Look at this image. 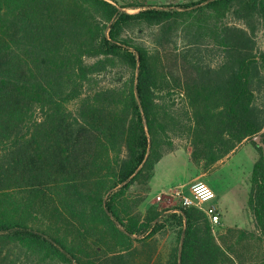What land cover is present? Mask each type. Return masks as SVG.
<instances>
[{"label": "trees", "instance_id": "trees-1", "mask_svg": "<svg viewBox=\"0 0 264 264\" xmlns=\"http://www.w3.org/2000/svg\"><path fill=\"white\" fill-rule=\"evenodd\" d=\"M185 17L192 76L173 79L136 31ZM258 27L264 0H0V264H94L99 243L123 251L161 231L163 211L143 214L130 191L149 188L156 164L181 146L175 139L208 167L244 142L258 158L248 199L256 231L218 237L204 210L179 206L165 220L179 227L172 264H264ZM209 40L223 47L216 63L204 60ZM114 70L123 75L100 86ZM244 241L254 247L246 257L236 253Z\"/></svg>", "mask_w": 264, "mask_h": 264}, {"label": "rangeland", "instance_id": "rangeland-1", "mask_svg": "<svg viewBox=\"0 0 264 264\" xmlns=\"http://www.w3.org/2000/svg\"><path fill=\"white\" fill-rule=\"evenodd\" d=\"M120 4L162 6H178L195 0H117ZM134 12V9H129ZM190 18V17H189ZM231 24L239 26L240 20L235 15L229 18ZM191 21L188 17L171 23L170 26L149 27L139 26L137 33L139 40L150 43L154 52V62L159 74L171 77H190L191 69L187 64L186 46L188 38H193L190 30L185 29ZM254 40L256 46L264 47V33L258 27L255 30ZM220 47L216 42L209 40L204 44V60L216 63L221 57ZM218 57V58H217ZM213 63V64H214ZM120 71V70H119ZM123 75L118 70L99 76L100 86L114 81ZM179 146L174 151L164 155L156 164L154 175L148 184L149 188L135 184L130 193L142 198L140 210L146 214L154 208L163 211L162 222L164 228L155 235L141 241H135L128 250L115 249L112 240L111 249L106 243L97 245L98 251L93 257L94 264H172L178 251V225L170 220L165 221L168 215L179 213L178 207L181 200L175 196V191L180 187L185 193H190V186L198 180H203L211 185L217 195V201L223 213L222 222L214 227V234L227 233L228 228L246 230L253 233L256 231L254 216L248 207V199L251 189V176L254 163L258 158V151L251 142L242 143L229 157L220 161L216 166L208 167L205 161L193 162L191 151L186 146L184 139H175ZM183 145V146H182ZM61 162L56 164V171L62 169ZM165 222V223H164ZM227 241L234 242L230 236ZM253 241H244L237 245L236 253L245 254V257L253 249ZM94 250V249H93Z\"/></svg>", "mask_w": 264, "mask_h": 264}, {"label": "built area", "instance_id": "built-area-1", "mask_svg": "<svg viewBox=\"0 0 264 264\" xmlns=\"http://www.w3.org/2000/svg\"><path fill=\"white\" fill-rule=\"evenodd\" d=\"M175 196L180 198L181 206L197 207L204 210L213 226L222 222V213L217 203V195L211 185L203 180L195 181L190 186V193L177 188Z\"/></svg>", "mask_w": 264, "mask_h": 264}, {"label": "crops", "instance_id": "crops-1", "mask_svg": "<svg viewBox=\"0 0 264 264\" xmlns=\"http://www.w3.org/2000/svg\"><path fill=\"white\" fill-rule=\"evenodd\" d=\"M217 203H218V201H217ZM219 205V204H218ZM219 208H220V210H221V207L219 206ZM221 213H222V210H221ZM222 219H223V213H222Z\"/></svg>", "mask_w": 264, "mask_h": 264}]
</instances>
